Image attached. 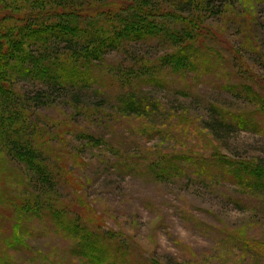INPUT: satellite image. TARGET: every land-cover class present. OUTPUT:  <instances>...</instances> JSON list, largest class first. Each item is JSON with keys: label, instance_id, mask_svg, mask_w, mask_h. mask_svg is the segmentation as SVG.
Masks as SVG:
<instances>
[{"label": "rangeland", "instance_id": "rangeland-1", "mask_svg": "<svg viewBox=\"0 0 264 264\" xmlns=\"http://www.w3.org/2000/svg\"><path fill=\"white\" fill-rule=\"evenodd\" d=\"M31 1L0 0V10ZM204 1L217 10L203 13L217 36L190 39L187 70L141 80L135 111L123 104L122 69L151 74L175 47L165 40H136L84 62L83 81L41 106L33 83H16L31 93L20 101L30 139L42 136L57 160L54 197L67 203L66 221L98 233L114 264H264V175L249 173L253 161L264 169V97L256 98L264 94V0ZM243 114L247 128L234 121ZM2 150L0 142V264H90L78 246L85 233L61 232L49 211L17 214L33 190L26 167Z\"/></svg>", "mask_w": 264, "mask_h": 264}, {"label": "trees", "instance_id": "trees-1", "mask_svg": "<svg viewBox=\"0 0 264 264\" xmlns=\"http://www.w3.org/2000/svg\"><path fill=\"white\" fill-rule=\"evenodd\" d=\"M154 1L32 0L19 7L16 13L0 10V142L5 155L26 167L28 184L33 190L32 196L17 205V214L29 217L49 211L53 217H58L57 229L61 232L67 229L77 237L85 233V242L81 243V239L78 246L88 250L84 255L89 257L90 264H114L113 260H108L112 258V250L92 228H80L76 217L72 223L66 221L67 203H57L54 197L57 192L54 191L55 178L59 174L55 168L57 160L42 136L41 140L37 139L39 144L30 139L28 130L32 123L27 121L20 101L29 99L31 93L20 91L16 83L19 78L33 83L37 90L33 100L41 106L44 100L67 94L66 89L83 81L84 73L80 68L84 62L97 60L112 49L123 51L136 40L150 37L165 40L175 47L160 56V64H150L147 71L151 74H138L136 68L122 69L119 79L123 81L125 94L129 95L122 98L123 104L135 111L143 104L135 95L141 80L160 81L159 72L163 68L172 72L187 70L194 56V43L190 45V39L194 36L199 43L207 30L217 36L206 28L203 18V13L217 11L214 5L209 6L204 0H166L155 7ZM104 13L105 18H97ZM236 58L241 64L239 55ZM249 85L252 83L246 84V89L250 91ZM262 97L264 94L256 95V98ZM236 117V124L247 128V117L244 114ZM38 128L36 126L37 131ZM85 137L90 144H102L93 136ZM222 162L228 163V160L223 158ZM252 165L249 173L262 177L264 169L260 164L253 161ZM33 183L40 184L42 189L49 187L46 195L36 192ZM20 239V232H17L11 239L12 244L18 245Z\"/></svg>", "mask_w": 264, "mask_h": 264}]
</instances>
